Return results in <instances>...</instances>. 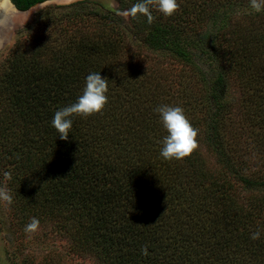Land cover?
<instances>
[{"label":"trees","instance_id":"16d2710c","mask_svg":"<svg viewBox=\"0 0 264 264\" xmlns=\"http://www.w3.org/2000/svg\"><path fill=\"white\" fill-rule=\"evenodd\" d=\"M13 1L26 11L48 0ZM178 3L170 17L153 8L151 25L94 1L52 6L0 64L21 215L53 221L71 260L264 264V10ZM92 72L108 79V103L74 116L62 140L54 114ZM161 105L183 107L199 129L183 160L160 155Z\"/></svg>","mask_w":264,"mask_h":264},{"label":"rangeland","instance_id":"374dc122","mask_svg":"<svg viewBox=\"0 0 264 264\" xmlns=\"http://www.w3.org/2000/svg\"><path fill=\"white\" fill-rule=\"evenodd\" d=\"M78 1L84 0H48L23 12L24 15L15 13L7 25L1 26L4 27L5 42L0 47V64L16 42L28 34L30 29L27 28L33 26L34 19H40L52 6L69 5ZM88 1H94L108 10L115 11L126 22L129 21L128 8L133 6L131 3L125 8H120L116 0ZM0 129V187L6 185L13 197L11 205L0 201V264H85L87 261L79 258L71 260L70 255L66 254V242L56 234L53 221H41L36 232L25 233L24 228L30 222L31 214L26 210V219L21 215L20 201L16 196L15 171L13 163H9L14 157L11 155L12 146L4 138L6 130ZM5 172L11 173V179L5 178Z\"/></svg>","mask_w":264,"mask_h":264},{"label":"clouds","instance_id":"9594fccd","mask_svg":"<svg viewBox=\"0 0 264 264\" xmlns=\"http://www.w3.org/2000/svg\"><path fill=\"white\" fill-rule=\"evenodd\" d=\"M250 8L255 12L264 10V0H249ZM153 8L165 16L174 15L180 8L178 0H138L129 10L132 18L138 16L146 17L148 25L154 23ZM108 79L102 77L100 72H92L86 77L85 87L77 100L57 110L51 122L60 134L59 138L67 141L69 132L73 126L74 116L88 117L100 113L108 103ZM159 114L160 121L167 132L163 138L160 155L166 160H183L192 155L199 147V129L194 127L181 106L161 105L154 109ZM6 179H11V173L5 172ZM0 201L8 205L13 203V197L7 186L0 187ZM40 227V221L31 217L25 226L26 234L36 232ZM252 240H259L261 232L255 231L250 235ZM143 255L147 256V246L141 249Z\"/></svg>","mask_w":264,"mask_h":264},{"label":"bare ground","instance_id":"6f19581e","mask_svg":"<svg viewBox=\"0 0 264 264\" xmlns=\"http://www.w3.org/2000/svg\"><path fill=\"white\" fill-rule=\"evenodd\" d=\"M15 13L16 12L7 4L6 0H3L0 3V29L1 26L7 25V23L14 17Z\"/></svg>","mask_w":264,"mask_h":264},{"label":"water","instance_id":"95a60500","mask_svg":"<svg viewBox=\"0 0 264 264\" xmlns=\"http://www.w3.org/2000/svg\"><path fill=\"white\" fill-rule=\"evenodd\" d=\"M10 4V6L12 7V9L17 12V13H23V12H26V11H20L18 10L14 5L13 3L10 1V0H7ZM5 42V38H4V30H0V47H2L3 43Z\"/></svg>","mask_w":264,"mask_h":264},{"label":"flooded vegetation","instance_id":"af4514ba","mask_svg":"<svg viewBox=\"0 0 264 264\" xmlns=\"http://www.w3.org/2000/svg\"><path fill=\"white\" fill-rule=\"evenodd\" d=\"M3 0H1L0 1V3L2 2ZM12 3H13V5L15 6V3H14V1L13 0H10ZM6 2H7V4L10 6V4H9V2L6 0ZM16 7V6H15ZM10 8H12L11 6H10ZM29 10V9H28ZM27 11V10H26ZM17 13V12H16ZM18 14H20V15H24V14H22V13H18ZM0 30H4V27L3 28H1Z\"/></svg>","mask_w":264,"mask_h":264}]
</instances>
